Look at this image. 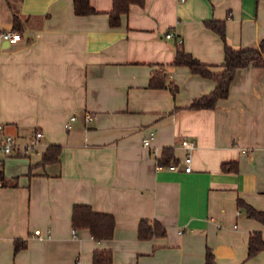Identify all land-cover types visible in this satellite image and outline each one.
Listing matches in <instances>:
<instances>
[{"label":"crops","instance_id":"1","mask_svg":"<svg viewBox=\"0 0 264 264\" xmlns=\"http://www.w3.org/2000/svg\"><path fill=\"white\" fill-rule=\"evenodd\" d=\"M90 5L96 14L76 16L73 0H0V32L13 30L14 15L24 24L20 42H0V124L21 141L44 134L36 152L4 160L0 264H93L97 250L113 264H206L208 252L214 264H264V249L248 258L264 224L238 206L264 212V68L238 70L226 99L192 110L216 83L173 65L181 45L223 71L224 43L209 21L225 22L233 49L259 47L264 0H145L117 28L113 0ZM162 69L166 88H151ZM151 136L162 170L142 145ZM185 139L196 144L191 173ZM52 145L59 161L42 165ZM76 205L114 216L113 238L74 236ZM142 220L166 236L140 240ZM16 241L27 248L16 254Z\"/></svg>","mask_w":264,"mask_h":264},{"label":"trees","instance_id":"2","mask_svg":"<svg viewBox=\"0 0 264 264\" xmlns=\"http://www.w3.org/2000/svg\"><path fill=\"white\" fill-rule=\"evenodd\" d=\"M22 1V0H18ZM74 12L76 16H89L96 14V11L90 5V0H73ZM132 5L144 7L145 0H113V9L109 13L110 26L117 28L121 24L122 15L128 14ZM206 26L218 34L224 43V63L223 71L215 73L210 66L200 62L191 54L181 48H177L176 57L173 65L175 67H186L193 74L200 75L205 79L212 80L216 83V88L208 96L195 100L190 109H214L217 102L226 99L230 92V86L233 83L236 73L240 69L252 66L254 68H264V39L259 47L252 49H233L227 43L226 25L224 21H209ZM13 30L22 34L24 24L22 20L14 15ZM164 70L155 72L150 80V87L154 89L166 88ZM174 93V89L172 90ZM61 147L52 145L48 148L43 156L42 165L53 164L59 161ZM171 158L170 149H165L161 162L168 163ZM239 208L246 211L249 218L257 220L264 224V212L257 211L246 202L239 200ZM72 226L75 231L89 230L95 241L110 240L114 236L116 228V220L114 216L109 214L98 213L90 206L76 205L72 211ZM166 230L157 222L142 220L138 229V237L140 240H150L154 237H165ZM27 248L24 241H16L14 252H18ZM264 249V240L261 233L256 232L250 235L248 241V258L255 257ZM93 264H113V255L108 250H97L93 254ZM206 264H214V256L211 252L207 253Z\"/></svg>","mask_w":264,"mask_h":264},{"label":"built area","instance_id":"3","mask_svg":"<svg viewBox=\"0 0 264 264\" xmlns=\"http://www.w3.org/2000/svg\"><path fill=\"white\" fill-rule=\"evenodd\" d=\"M167 38L173 37L172 34H168ZM9 41L11 43H17L22 40V36L20 33L15 32L14 30L0 32V42L2 41ZM178 43H181V40H178ZM95 119L94 115H87L85 120L87 123H91ZM71 120H75V117H72ZM70 125H66V129H69ZM44 134L41 131L34 132L29 139L26 141H21L19 138L14 137L10 134H7L5 131V127L0 124V177L2 175L4 160L10 157L15 156H27L33 152H36L37 148L40 146ZM154 137L151 136L149 138H145L142 141V145L144 148L150 149L152 155L156 159V169L162 170L164 166L159 163V153L157 149H152L151 143ZM182 147L186 150V155L182 160V164L184 167L185 173L192 172V153L196 148V144L194 141L190 139H185L182 141ZM169 170L174 171L176 170V165L171 164L167 167ZM1 186V181H0ZM36 236H40V231L37 230L34 232ZM73 235L76 236V231L73 230Z\"/></svg>","mask_w":264,"mask_h":264}]
</instances>
